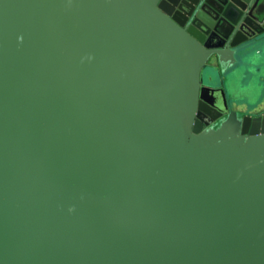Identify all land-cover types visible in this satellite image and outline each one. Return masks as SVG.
Segmentation results:
<instances>
[{"label": "water", "instance_id": "obj_1", "mask_svg": "<svg viewBox=\"0 0 264 264\" xmlns=\"http://www.w3.org/2000/svg\"><path fill=\"white\" fill-rule=\"evenodd\" d=\"M262 47L264 0H0V264H264V111L208 81Z\"/></svg>", "mask_w": 264, "mask_h": 264}, {"label": "rangeland", "instance_id": "obj_2", "mask_svg": "<svg viewBox=\"0 0 264 264\" xmlns=\"http://www.w3.org/2000/svg\"><path fill=\"white\" fill-rule=\"evenodd\" d=\"M250 50V49H249ZM247 50L246 52L244 51L242 53H240L239 55H245L248 52H250L249 57H243L248 58V63H251V59L250 57L255 55L254 49L252 50ZM264 50V47H263ZM256 58V62L259 64H262L261 67H257V71L256 70H251L249 69V67H244L242 69H238V65L233 68L230 72H232L231 75L228 76V79H226L227 74H222L220 76H218V72L216 71L214 73V77L213 78H209V84L212 85H219L220 83V79H223V83L224 82H229L230 80H234L238 77L239 81L237 82L238 85H240V88H242L244 91H248L247 95L250 97H245L241 98V96L235 95L233 96L232 93L229 92L228 86L225 83V89L226 92L225 93V100L227 105H229L230 107L233 106H244V110H242L243 112H240L239 115H243L244 113H248L250 115H255L257 113H260V111H263L264 108H260V106H264V57L263 56H255ZM229 72V73H230ZM221 77V78H220ZM233 77L232 79H229ZM202 78L203 81L206 83L207 82V78H206V74H202ZM219 81V82H218ZM250 92V93H249ZM243 96H246L245 94H243ZM237 99V100H234ZM245 102H250L251 104H248V106H245ZM224 103V102H223ZM222 100L220 99L219 105L223 108V104ZM236 109V108H235ZM237 110V109H236ZM239 111V110H238Z\"/></svg>", "mask_w": 264, "mask_h": 264}, {"label": "crops", "instance_id": "obj_3", "mask_svg": "<svg viewBox=\"0 0 264 264\" xmlns=\"http://www.w3.org/2000/svg\"><path fill=\"white\" fill-rule=\"evenodd\" d=\"M263 56L264 57V50H263V47L262 48H260V49H257V51H256V53H255V55L254 56H252L250 59H251V63L249 62H247L248 61V59L247 60H245V65H243V66H240V65H238V69H242V68H244V67H249V69H251V70H256L257 71V67H261L262 66V64H259V63H257L256 62V58H255V56ZM236 66H233V67H231V68H227L226 69V66L224 67V69H225V71H223L222 72V74H227V76H226V79H228V76L229 75H231L232 74V72H230L233 68H235ZM230 72V73H229ZM221 74V75H222ZM221 78V77H220ZM233 77H231V78H229V79H232ZM239 81V79H238V77L235 79V82H234V80H230L228 83L227 82H224L223 83V79H220V83H219V85L218 86H220L221 87V90H223V92H224V94L225 93H227L226 92V89H225V83H226V85L228 86V89H229V92L230 93H232L233 94V96H235V95H240L241 96V98H243V97H245V100H246V97H250V96H248L247 95V93H248V91H244L242 88H240V85H238L237 84V82ZM219 82V81H218ZM250 93V92H249ZM243 94H245L246 96H243ZM234 100H237V99H235L234 98ZM248 104H251L250 102H245V106H248ZM230 109H232V110H234V111H236L237 113H240V112H243L242 110H244L245 108H244V106H242V105H240L239 107L238 106H236V107H234V109H233V106L232 107H230L229 105H227ZM237 110H236V109ZM260 108H264V106H260ZM239 110V111H238ZM263 111H264V109H263ZM263 111H260V112H263ZM243 115H248V113H244Z\"/></svg>", "mask_w": 264, "mask_h": 264}, {"label": "flooded vegetation", "instance_id": "obj_4", "mask_svg": "<svg viewBox=\"0 0 264 264\" xmlns=\"http://www.w3.org/2000/svg\"><path fill=\"white\" fill-rule=\"evenodd\" d=\"M215 86H218V85H215ZM218 106L220 107V108H222L220 105H219V103H218ZM229 108V107H228ZM223 111V110H222ZM224 112V114L226 113V111H223Z\"/></svg>", "mask_w": 264, "mask_h": 264}]
</instances>
